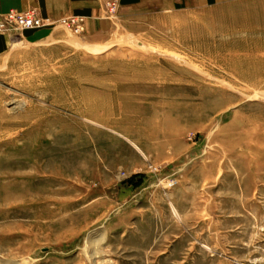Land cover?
<instances>
[{"label": "rangeland", "instance_id": "rangeland-1", "mask_svg": "<svg viewBox=\"0 0 264 264\" xmlns=\"http://www.w3.org/2000/svg\"><path fill=\"white\" fill-rule=\"evenodd\" d=\"M101 2L0 55V264H264V35Z\"/></svg>", "mask_w": 264, "mask_h": 264}, {"label": "crops", "instance_id": "crops-1", "mask_svg": "<svg viewBox=\"0 0 264 264\" xmlns=\"http://www.w3.org/2000/svg\"><path fill=\"white\" fill-rule=\"evenodd\" d=\"M148 0H139L138 4ZM101 0H0V22L10 10H35L43 20L39 30L23 31L0 29V55L16 44V40L54 38L59 32V21L69 18L83 19L81 37L87 43H101L121 27L106 18ZM168 9H185L199 12L232 11L233 18L254 35H264V0H151ZM262 42V41H260Z\"/></svg>", "mask_w": 264, "mask_h": 264}, {"label": "built area", "instance_id": "built-area-1", "mask_svg": "<svg viewBox=\"0 0 264 264\" xmlns=\"http://www.w3.org/2000/svg\"><path fill=\"white\" fill-rule=\"evenodd\" d=\"M83 23L81 18H69L62 21V24L70 25L74 30L79 31ZM44 26L43 20L35 10H28L24 12H18L10 10L0 22V29L5 30H25V29H37Z\"/></svg>", "mask_w": 264, "mask_h": 264}, {"label": "bare ground", "instance_id": "bare-ground-1", "mask_svg": "<svg viewBox=\"0 0 264 264\" xmlns=\"http://www.w3.org/2000/svg\"><path fill=\"white\" fill-rule=\"evenodd\" d=\"M33 29V28H32ZM15 108H13V110H14Z\"/></svg>", "mask_w": 264, "mask_h": 264}]
</instances>
